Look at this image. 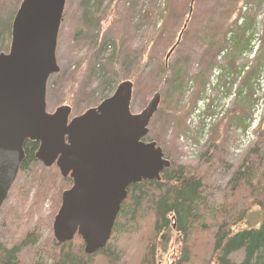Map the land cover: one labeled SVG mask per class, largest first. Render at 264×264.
Returning a JSON list of instances; mask_svg holds the SVG:
<instances>
[{"label": "rangeland", "instance_id": "rangeland-1", "mask_svg": "<svg viewBox=\"0 0 264 264\" xmlns=\"http://www.w3.org/2000/svg\"><path fill=\"white\" fill-rule=\"evenodd\" d=\"M22 1L0 0V53L10 49L12 37L6 33ZM241 15L245 25L236 27ZM182 32L180 45L167 59ZM230 32L235 40L227 46ZM255 38L261 41L256 54ZM57 59L61 71L48 84L47 112L69 106L72 117L98 107L124 81L137 82L131 108L139 114L163 85L153 80L144 83L142 73L154 76L161 64L181 72L184 95L178 103L171 102L170 92L165 104L161 98L149 139L164 150L174 167L197 170L199 165L207 169L217 163L214 170L208 169L215 206L222 202L249 151L254 147L264 151V116L258 138L242 147L247 125L254 122L256 113L264 114V0H67ZM225 105L226 113L221 110ZM212 156L213 163L203 166L202 158ZM65 188L55 167L37 163L19 174L3 210L15 211L30 229L37 223L35 259L42 264L52 261L44 246L50 247L55 240L52 225ZM253 214L240 228L262 221ZM146 234H141V244V238L137 239L129 249V235L118 238V249L127 262L142 261L144 240L151 233ZM168 238L157 241L154 263L184 264L180 254L189 241L177 233Z\"/></svg>", "mask_w": 264, "mask_h": 264}, {"label": "water", "instance_id": "water-1", "mask_svg": "<svg viewBox=\"0 0 264 264\" xmlns=\"http://www.w3.org/2000/svg\"><path fill=\"white\" fill-rule=\"evenodd\" d=\"M66 3L23 0L10 50L0 54V211L25 159V143H37L36 159L46 168L56 165L73 181L53 222L55 240L63 245L78 236L90 256L108 244L128 188L160 181L171 163L156 143L143 141L161 95L133 114L131 81L71 122L68 106L47 112L48 82L61 70L57 46Z\"/></svg>", "mask_w": 264, "mask_h": 264}, {"label": "trees", "instance_id": "trees-1", "mask_svg": "<svg viewBox=\"0 0 264 264\" xmlns=\"http://www.w3.org/2000/svg\"><path fill=\"white\" fill-rule=\"evenodd\" d=\"M11 33L12 26L9 24L7 38H11ZM230 33L232 36L227 40V46L235 40L234 33ZM172 70L161 64L153 72L154 76L150 72L140 76L144 78V83L150 80L156 84L157 81L163 82L159 93L163 104L168 92L172 103H176V100L178 103L184 95L185 76ZM134 86L136 90L137 82ZM145 142H150L149 135ZM38 147L34 142L25 143V159L20 173L39 163L35 158ZM212 160L213 156L207 160L203 157V166L213 163ZM214 164L207 169L199 165L197 170L171 164L162 173L160 181L130 186L111 239L104 249L89 256L85 254L79 237L63 245L54 240L50 247L44 246L45 253L51 257L50 264H155L157 241L169 240L171 233H177L186 242L189 241L182 248L181 263L196 264L202 260L203 264H264V151L257 147L249 151L233 174L218 206L211 203L212 185L208 169L214 170ZM63 182L66 190L72 187L71 179H63ZM4 207L0 212V264H42L35 259V246L40 234L37 230L33 231L38 227L37 223L30 229L24 218H20L12 209L4 212ZM251 213L259 214L262 221L254 226L240 228ZM147 230L151 234L144 240V260L139 263L136 258L127 262L126 254L118 249V238L129 235L130 241L126 243L129 249ZM203 234L208 236L203 239Z\"/></svg>", "mask_w": 264, "mask_h": 264}, {"label": "bare ground", "instance_id": "bare-ground-1", "mask_svg": "<svg viewBox=\"0 0 264 264\" xmlns=\"http://www.w3.org/2000/svg\"><path fill=\"white\" fill-rule=\"evenodd\" d=\"M192 2H193V0H192ZM159 11H160V9H159ZM158 11V12H159ZM161 12V11H160ZM244 12H245V10H244ZM158 14V13H157ZM156 14V17H159V15H157ZM244 15V14H243ZM243 15H241L240 16V18L238 19L239 21L237 22V27L238 26H240V27H242L243 25H245V19H244V17H243ZM257 29V28H256ZM256 32V31H255ZM59 36H60V34H59ZM232 36V33H229L227 36H226V40H228L229 39V37H231ZM257 39H260V38H255L254 40L256 41ZM255 49V47L253 48V50ZM172 50V49H171ZM256 51H258V49L256 50ZM262 109H259V111H261ZM263 116H264V114L263 113H260L259 114V120L260 121H262L263 120ZM263 126V125H262ZM262 126H259L255 131H253V132H250V136H252V139L251 140H249V142L244 146V147H248V146H250L257 138H258V134L260 133V131H262Z\"/></svg>", "mask_w": 264, "mask_h": 264}, {"label": "built area", "instance_id": "built-area-1", "mask_svg": "<svg viewBox=\"0 0 264 264\" xmlns=\"http://www.w3.org/2000/svg\"><path fill=\"white\" fill-rule=\"evenodd\" d=\"M256 41H257V46L255 47V45H254V47H255L254 53L256 52V50L258 49V47L260 45V39H257ZM227 107L228 106H226L225 109L223 110L224 113H225ZM259 114L260 113H256V118H255L254 122L249 125L248 129L246 130L245 134L243 135V145L244 146L249 142V140L252 139V136H250V132L255 131L260 124ZM221 115H223V114H221Z\"/></svg>", "mask_w": 264, "mask_h": 264}, {"label": "flooded vegetation", "instance_id": "flooded-vegetation-1", "mask_svg": "<svg viewBox=\"0 0 264 264\" xmlns=\"http://www.w3.org/2000/svg\"><path fill=\"white\" fill-rule=\"evenodd\" d=\"M74 117H72L71 119H73Z\"/></svg>", "mask_w": 264, "mask_h": 264}]
</instances>
